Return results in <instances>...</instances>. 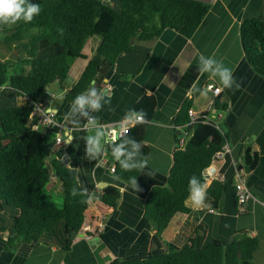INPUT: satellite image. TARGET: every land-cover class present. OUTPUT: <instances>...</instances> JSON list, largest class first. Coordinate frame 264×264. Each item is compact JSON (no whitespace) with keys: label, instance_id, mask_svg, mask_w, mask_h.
Masks as SVG:
<instances>
[{"label":"crops","instance_id":"crops-1","mask_svg":"<svg viewBox=\"0 0 264 264\" xmlns=\"http://www.w3.org/2000/svg\"><path fill=\"white\" fill-rule=\"evenodd\" d=\"M202 1L208 2L210 8L191 37L164 29L157 37L137 42L130 52L117 58L116 64L101 61L89 88L95 87L101 96L100 111L87 106L81 109L74 101H64L66 88L60 89L57 82L46 87L41 109L54 112L55 122L42 123L41 110L33 115L36 116L35 128L46 133L52 144L50 159L61 161L67 157L68 163L65 164L69 169H77L75 178L80 187L82 185L83 190L91 194L92 204L99 202L101 189L107 185L118 187L121 196L114 208L101 213L105 220L100 232L93 227L101 217L89 224L90 230L83 224L77 232L68 233L71 241L68 250L48 245L52 241L49 239L20 243L15 251H6L4 234H0V264H100L110 257L141 259L164 253L168 243L181 246L192 242L194 247L201 248L214 239L227 242L243 231L258 238L253 264H264V76L255 72L246 60L239 35L240 23L244 19L264 20V0ZM93 43L96 44L97 40L89 38L82 48L83 56L71 64L69 87L87 65ZM6 50L13 52V57L9 56L7 60H15L17 49L6 47ZM201 54L204 59L212 58L233 69L234 80L230 89H222L219 77L201 72ZM209 83L219 86L221 92L213 95L206 88ZM145 93L154 95L157 111L147 122L144 138L140 141L149 147L148 164L133 185L107 172L105 143L108 133H116L130 107ZM211 96L214 99L219 96V108L215 107V102L208 103ZM188 98L192 99V107L197 105V113L208 111L213 121L220 126L225 124L230 152L213 160L203 172V183L195 185H207L202 204L199 207L194 204L191 190L185 200L189 211L173 216L167 228L158 232L153 222L144 216V202L153 186L167 182L177 136L181 133L175 127L174 117ZM25 103L32 102L26 96L16 97L8 86L0 87V108ZM99 123L103 126H98ZM99 130L104 134L100 152L89 153L88 139ZM66 132L71 138L68 143L64 142ZM245 147L257 152L258 162L251 171L243 168ZM237 174L253 194L246 202L244 212H238L236 208L234 186ZM214 178L223 185L216 206H212L213 198L207 193ZM46 190L63 197L62 185L55 177L47 184ZM57 233L64 237L60 230ZM42 236L50 238L46 234Z\"/></svg>","mask_w":264,"mask_h":264},{"label":"trees","instance_id":"trees-1","mask_svg":"<svg viewBox=\"0 0 264 264\" xmlns=\"http://www.w3.org/2000/svg\"><path fill=\"white\" fill-rule=\"evenodd\" d=\"M30 2L41 8L30 23L0 24V43L18 51L15 60L0 61V87L8 86L16 97L26 96L32 102L0 108V234H4L6 251H15L20 243L49 239L52 241L48 245L68 250L71 245L68 233L77 232L84 223L92 224L99 213L114 208L121 192L118 187L107 185L101 189L99 202L91 203V194L80 187L69 167L58 159H50L52 144L46 133L34 126V103L41 102L46 87L53 82H57L60 89L66 88L64 101H74L90 88L103 59L116 64L117 58L130 52L137 42L157 37L164 29L191 37L208 13L210 4L202 0ZM239 35L246 60L255 72L264 76V20L244 19ZM89 38L97 43L91 46V56L80 77L69 87V68L76 58L83 56L82 48ZM117 73L124 75L119 70ZM219 102L217 96L216 108ZM191 107L192 99H185L174 117L175 127L181 133L177 136L167 182L153 186L144 202V216L153 222L158 232L167 228L173 216L189 211L185 200L193 188L190 179L194 178L196 185L203 183L204 170L214 160V154L227 143L228 132L216 121L207 119L208 111H199L194 123L188 124ZM156 108L154 95L143 94L127 113V117L142 113L143 121L134 122L124 136L105 143L107 172L127 184L132 183L142 169H123L112 155L113 149L122 144L125 155L120 159L127 163L147 159L149 147L140 141L144 138L147 122L156 115ZM131 142L139 145V151L128 160L127 154L133 151ZM257 162V152L245 147L243 168L251 171ZM53 177L62 185L61 202L46 192ZM222 187L218 178L208 187L212 206L219 202ZM5 210L10 214L9 225L2 215ZM57 223L63 238L55 229ZM44 234L50 238L44 239ZM257 245L258 238L243 231L227 242L214 239L201 248L194 247L192 242L181 246L168 243L160 255L141 259L110 257L100 264H253Z\"/></svg>","mask_w":264,"mask_h":264},{"label":"clouds","instance_id":"clouds-1","mask_svg":"<svg viewBox=\"0 0 264 264\" xmlns=\"http://www.w3.org/2000/svg\"><path fill=\"white\" fill-rule=\"evenodd\" d=\"M41 11L39 4H33L30 0H0V24H15L18 21H23L25 23H30L34 16L39 15ZM202 62L201 72L211 73L214 77H219V82L222 85V89H230L234 80L233 69L226 67L223 62H218L212 58L204 59L203 54L199 57ZM221 88L217 89V92L222 90ZM100 94H98L95 87H92L88 90V94L84 93L78 95L74 99V103L79 106V108L84 109L86 106L90 107L93 110L100 111L101 103ZM137 119L143 121V114H139ZM101 130L97 131L95 136H90L88 139L89 153H98L100 152L101 137L103 136ZM67 139L65 143L70 142V136L66 132ZM122 144L113 149L112 155L116 160L120 162V165L123 169L131 170L134 168L143 169L148 160L146 158L140 160L137 163H127L125 160H121V156H124L125 153L121 150ZM132 152L127 154V159L131 160L132 156L139 151V145L136 142H131ZM132 184H135V179L132 180ZM190 184L193 186L190 193L191 199L194 204L199 207L204 200V189L207 185H201L200 187H195L196 180L190 179Z\"/></svg>","mask_w":264,"mask_h":264},{"label":"built area","instance_id":"built-area-1","mask_svg":"<svg viewBox=\"0 0 264 264\" xmlns=\"http://www.w3.org/2000/svg\"><path fill=\"white\" fill-rule=\"evenodd\" d=\"M206 88L208 90L211 91V93L213 95H218L221 91L217 92V89L220 88L219 86L217 85H214L213 83H209L206 85ZM85 94V93H84ZM41 103H34V106H33V111H32V114L36 111H40V121L42 123H45V124H52L55 122V119H54V116H55V113L52 112L51 110H42L41 109ZM189 112V116H190V120L188 122V124H193L194 121L196 120V118L198 117V113L195 109L193 108H190L188 110ZM208 120H212L211 117H207ZM89 120H93V117H89ZM138 121L137 119V116H132V117H126L124 118L121 122H120V126L118 127L117 131L115 134H111V133H108L107 135V138L109 140H112V139H115V138H118V137H122L124 136L129 127L134 123ZM98 126H103L102 123H99ZM182 138L180 140V143H182ZM57 143H60L59 140H57ZM230 152V148L229 146L226 144L223 145V147L221 148L220 151L216 152L214 154V160L215 159H218V158H222L225 154L229 153ZM110 168L111 170L114 169V165L111 164L110 165ZM208 168V167H207ZM238 176V179H237V182L235 183V186H234V189H235V199H236V208H237V211L238 212H244L246 210V202L253 197V194L250 190L249 187H247V185L244 184V182L241 180L240 178V175L237 174ZM99 216L101 217V219H99L98 221H96V224L95 226L93 227V229H95L97 232H100L103 227H104V221H103V215L101 213H99ZM84 228H88V230H90V226L88 224V226H83Z\"/></svg>","mask_w":264,"mask_h":264},{"label":"rangeland","instance_id":"rangeland-1","mask_svg":"<svg viewBox=\"0 0 264 264\" xmlns=\"http://www.w3.org/2000/svg\"><path fill=\"white\" fill-rule=\"evenodd\" d=\"M155 17H156V19H158V15L157 14H155ZM9 56L10 57H13V52H10L9 50H6V47H5V45H3V44H0V61H6L7 60V58H9ZM46 192H47V190H46ZM48 193V192H47ZM48 194H50V193H48ZM50 196L54 199V200H56L57 202H61L62 200V198L61 197H58L57 195H53V194H50ZM2 215L4 216V218H5V221H6V225H9V221H10V214L7 212V210H5V212L4 213H2ZM100 217V216H99ZM105 220V217H104V219H103V221ZM88 226V225H87ZM60 224L59 223H57V224H55V229H57V231L58 230H60ZM88 229V228H87ZM62 230V229H61ZM79 236H83V234H80Z\"/></svg>","mask_w":264,"mask_h":264},{"label":"water","instance_id":"water-1","mask_svg":"<svg viewBox=\"0 0 264 264\" xmlns=\"http://www.w3.org/2000/svg\"><path fill=\"white\" fill-rule=\"evenodd\" d=\"M210 101H212V103H214V102H215V99L212 98V96H211L210 99L208 100V103H209ZM192 108H193V109H197V105L194 104ZM222 127H223L224 129H226L225 124H222ZM61 162L64 163V164H65V163H68V159H67V157H63V158L61 159ZM69 171H70V173H71L72 176H74V177L77 176V169H76V168L72 167V168L69 169ZM103 186H105V184H104V185H100V187H103ZM81 188L84 189V187H83L82 185H81ZM84 225H88V224H87V223H84Z\"/></svg>","mask_w":264,"mask_h":264}]
</instances>
